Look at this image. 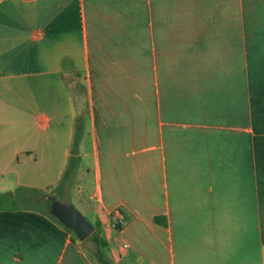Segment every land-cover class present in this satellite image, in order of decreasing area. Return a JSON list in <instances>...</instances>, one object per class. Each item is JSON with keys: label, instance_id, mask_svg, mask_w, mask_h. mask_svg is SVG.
<instances>
[{"label": "crops", "instance_id": "1", "mask_svg": "<svg viewBox=\"0 0 264 264\" xmlns=\"http://www.w3.org/2000/svg\"><path fill=\"white\" fill-rule=\"evenodd\" d=\"M69 171L113 264H264V0H0V194ZM84 243L0 210V264H99Z\"/></svg>", "mask_w": 264, "mask_h": 264}, {"label": "rangeland", "instance_id": "2", "mask_svg": "<svg viewBox=\"0 0 264 264\" xmlns=\"http://www.w3.org/2000/svg\"><path fill=\"white\" fill-rule=\"evenodd\" d=\"M83 86V87H82ZM86 86L85 85H81L78 87V89L76 88L75 90H73V100H74V110H75V117L77 120V124L79 123V128L82 126L81 123L84 122V120L87 118L88 113H89V104H88V100H87V94H86ZM80 131V129H79ZM79 131H77V136L79 137ZM76 136V137H77ZM76 153V152H75ZM71 174H73L71 171H69L67 177L65 178V181L63 182V185L61 187V189L63 190V193H58V191L53 189V190H49V193L51 195H53L54 197L57 198V200L66 203V204H70L73 205L78 211H80L86 218L87 220L93 224L95 226V232L96 233L94 235V233L87 239L85 240L84 244H85V250L87 255L89 256V258L92 261H95L96 263L97 258H96V254H97V250H98V244L95 241V236H98L99 238H101L102 240H104L107 244L109 243L110 246L112 247V249H116V247L118 246V241L115 239L116 233L113 231L112 236L109 234V230L107 229V231H105V229L102 228V226L100 224H96L95 221L93 220V218L90 216V214L88 212H84V210L82 209V206L77 202L76 199V193L77 191V186L79 185L78 179L72 181V177ZM76 179V178H75ZM73 185V191L72 192V196L70 200H66V198L64 197V190L66 188H71ZM90 185H92V181L90 180L88 182V185L84 186V191L90 189ZM113 220L111 219V222L109 225H107V228L110 226L112 229H114V224H113ZM108 244V245H109ZM116 246V247H115ZM105 254L107 253L108 248H104L103 249ZM112 252L114 250H111ZM107 256V254H106ZM108 258V256H107ZM108 260L113 264V262L108 258Z\"/></svg>", "mask_w": 264, "mask_h": 264}, {"label": "trees", "instance_id": "3", "mask_svg": "<svg viewBox=\"0 0 264 264\" xmlns=\"http://www.w3.org/2000/svg\"><path fill=\"white\" fill-rule=\"evenodd\" d=\"M54 199H57L53 195L49 193V190H37V189H31L26 187H18L16 190L7 192L4 194H0V210H32L41 212L47 216H49L51 219L56 221L58 224L66 228L64 225L60 223L58 219L55 218V216L52 213V201ZM117 214H121L124 217L125 225L128 223L127 217L119 211ZM157 222H160L159 219H156ZM71 233L76 235L72 230L66 228ZM123 229L122 226H114V230L116 232H119ZM96 233H94L95 235ZM77 236V235H76ZM95 241L98 244V250L96 254V258L99 264H112L105 252L104 248H106L108 245L107 243L99 238L98 236H95Z\"/></svg>", "mask_w": 264, "mask_h": 264}, {"label": "water", "instance_id": "4", "mask_svg": "<svg viewBox=\"0 0 264 264\" xmlns=\"http://www.w3.org/2000/svg\"><path fill=\"white\" fill-rule=\"evenodd\" d=\"M51 208L55 218L66 228L72 230L79 240L85 241L95 232V226L73 205L54 199Z\"/></svg>", "mask_w": 264, "mask_h": 264}, {"label": "built area", "instance_id": "5", "mask_svg": "<svg viewBox=\"0 0 264 264\" xmlns=\"http://www.w3.org/2000/svg\"><path fill=\"white\" fill-rule=\"evenodd\" d=\"M112 220L114 221L113 224L114 226H122L124 227L125 226V220H124V217L121 215V214H116Z\"/></svg>", "mask_w": 264, "mask_h": 264}]
</instances>
